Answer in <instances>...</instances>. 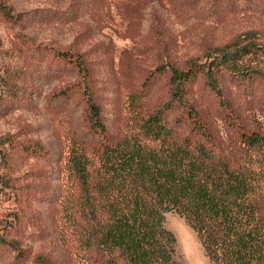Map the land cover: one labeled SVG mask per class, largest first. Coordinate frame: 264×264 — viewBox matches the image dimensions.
<instances>
[{"label":"rangeland","instance_id":"1","mask_svg":"<svg viewBox=\"0 0 264 264\" xmlns=\"http://www.w3.org/2000/svg\"><path fill=\"white\" fill-rule=\"evenodd\" d=\"M0 264H80L63 231L58 201L65 194L62 163L70 140L85 138L84 101L71 92L76 69L42 49L80 55L88 64L105 123L116 133L127 98L142 93L157 67L186 69L235 40L264 46V0H0ZM166 70V69H164ZM69 91H72L69 89ZM149 108L168 97L166 77L148 90ZM225 101L241 124L264 136L262 86H225ZM225 141L216 102L202 85L184 98ZM173 115L171 114V117ZM41 143L46 156L20 146ZM9 181V186L4 184ZM12 187H36L15 199ZM40 187L44 188L40 191ZM179 264H209L196 233L178 214L165 213Z\"/></svg>","mask_w":264,"mask_h":264},{"label":"trees","instance_id":"2","mask_svg":"<svg viewBox=\"0 0 264 264\" xmlns=\"http://www.w3.org/2000/svg\"><path fill=\"white\" fill-rule=\"evenodd\" d=\"M0 15L9 17L4 4ZM42 49L79 76L77 85L53 95L67 97L75 87L84 101L86 137L66 145L65 194L58 201L80 264H179L175 238L164 226L168 212L196 233L209 264H264V136L246 129L225 101L227 84L258 83L264 92V46L233 40L186 69L157 67L142 93L127 98L116 133L107 128L87 62ZM162 75L167 100L149 108L148 90ZM197 84L213 96L217 119L231 132L228 141L184 99ZM20 149L27 156L47 153L38 142ZM11 188L15 199L36 189Z\"/></svg>","mask_w":264,"mask_h":264}]
</instances>
